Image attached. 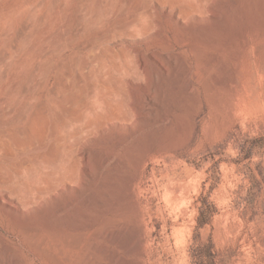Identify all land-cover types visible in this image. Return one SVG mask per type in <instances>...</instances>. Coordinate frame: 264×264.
<instances>
[{
    "label": "rangeland",
    "instance_id": "rangeland-1",
    "mask_svg": "<svg viewBox=\"0 0 264 264\" xmlns=\"http://www.w3.org/2000/svg\"><path fill=\"white\" fill-rule=\"evenodd\" d=\"M0 183L18 264H264V0H0Z\"/></svg>",
    "mask_w": 264,
    "mask_h": 264
},
{
    "label": "bare ground",
    "instance_id": "bare-ground-1",
    "mask_svg": "<svg viewBox=\"0 0 264 264\" xmlns=\"http://www.w3.org/2000/svg\"><path fill=\"white\" fill-rule=\"evenodd\" d=\"M159 68L162 69L159 65ZM231 83V82H229ZM233 84V83H231ZM236 84L235 91L232 94V104L236 102V100H239L242 98V93L240 90V85L235 80L234 85ZM229 85V84H228ZM188 88H192V84L189 82L188 83ZM234 90V89H233ZM148 94V93H147ZM59 96V95H58ZM150 98V95H148ZM61 97V96H59ZM135 99V98H134ZM62 100V98H61ZM238 103V102H237ZM140 106V105H139ZM146 115V114H145ZM66 117H67V108H66V103L62 102V112L59 113L58 115V120L59 123L62 125L66 124ZM56 124H48L47 127L45 128V133H44V142L46 140H51L55 135H56ZM73 140L74 142L78 145L80 141V136L79 132L77 131L73 135ZM33 141H29L26 144V150H33L34 147H36ZM37 150L38 148H34V150ZM19 155V154H18ZM34 155V153H33ZM81 156H85V154H81ZM21 164H26L28 165V161L26 158L22 157L21 161H19ZM7 177H5L6 179ZM3 179V180H5ZM9 180V178H8ZM2 181V180H1ZM4 182V181H2ZM8 183L1 184L0 183V214L8 216L11 220L18 219V220H23L26 222V224L23 226L25 229L23 232H32L35 227L34 223L29 219L28 217L30 216L29 209L31 208H38V201L42 198V196H48L50 193L55 191V188L57 187H52L48 189H34V190H28L26 194H20L17 193L14 189L11 188V186L7 185ZM26 214L23 217L20 216L19 214ZM0 215V217H1ZM7 217V218H8ZM9 220V219H8ZM31 235V234H30ZM4 237V236H3ZM6 239V238H5ZM5 239H1V244L2 247L0 250V264H18L17 259L13 255V252L11 251L13 249L12 243L6 241ZM18 257V256H17ZM32 261V260H31ZM33 264V263H32Z\"/></svg>",
    "mask_w": 264,
    "mask_h": 264
},
{
    "label": "trees",
    "instance_id": "trees-1",
    "mask_svg": "<svg viewBox=\"0 0 264 264\" xmlns=\"http://www.w3.org/2000/svg\"><path fill=\"white\" fill-rule=\"evenodd\" d=\"M209 214H210V210L200 206V211H199V215H198V224L201 225L203 223H205L208 218H209ZM194 263L195 264H204L203 262V254H202V250L201 249H196V252L194 253Z\"/></svg>",
    "mask_w": 264,
    "mask_h": 264
}]
</instances>
